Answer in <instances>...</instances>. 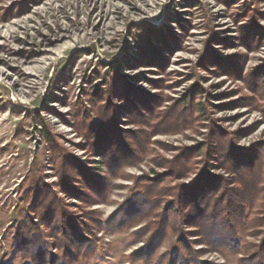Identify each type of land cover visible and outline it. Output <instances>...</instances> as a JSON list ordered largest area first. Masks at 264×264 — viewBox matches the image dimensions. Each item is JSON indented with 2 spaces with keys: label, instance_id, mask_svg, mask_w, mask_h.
Here are the masks:
<instances>
[{
  "label": "rangeland",
  "instance_id": "rangeland-1",
  "mask_svg": "<svg viewBox=\"0 0 264 264\" xmlns=\"http://www.w3.org/2000/svg\"><path fill=\"white\" fill-rule=\"evenodd\" d=\"M263 74L264 0H0V264H33L18 239L28 219L47 250L37 264H264ZM186 96L171 129L162 117ZM138 98L147 111L125 115L124 100ZM106 109L138 145L117 176L79 131ZM216 139L257 169L235 170L211 149ZM50 199L75 219L74 240L52 222L56 208L42 217ZM135 200L145 203L128 224L108 228ZM225 202L233 226L216 239L208 228Z\"/></svg>",
  "mask_w": 264,
  "mask_h": 264
},
{
  "label": "trees",
  "instance_id": "trees-1",
  "mask_svg": "<svg viewBox=\"0 0 264 264\" xmlns=\"http://www.w3.org/2000/svg\"><path fill=\"white\" fill-rule=\"evenodd\" d=\"M262 35V31H258L257 35L255 38L261 37ZM244 41L248 40V37H246V39H243ZM159 41L158 44H162V45H166L165 41ZM249 43L251 44V42L249 41ZM167 46V45H166ZM152 49V50H151ZM151 50V51H150ZM150 50L148 51L150 56H153L156 54V51L154 48H150ZM206 60L210 61V65H213V69H215L216 71H218L219 73H222L224 75H230V68L228 66V64H224V63H228L227 61H223L220 60L219 57H216V55L212 54L210 51L207 52L206 54ZM252 74H249L248 78L250 77V80ZM259 78V79H258ZM257 78L258 83H260L261 87L259 88V90H263L262 88L264 87V74L261 75L260 77ZM249 80V81H250ZM264 92V91H263ZM132 93H136V92H132ZM122 94V91H121ZM125 104L127 103V109L125 113V115H127V113H129L131 116H135V117H140L142 116L141 114L145 111H147L145 108L146 105H144L142 102L144 100H140V98L136 99V102H132L131 99H126L124 100ZM151 103V104H150ZM149 105H152L153 102H150ZM181 103H183V107L180 109L179 105H178V109L175 107L173 109H171V111L169 113H166L165 116H163L162 118L164 119V122H171V129H178L181 125V123L184 120V117H186L187 115V111H188V106H190L189 99L188 96H186V98L184 100L181 101ZM188 104V105H187ZM200 105L197 104V108ZM117 108V107H115ZM183 109V110H182ZM199 112H204V110L200 107L198 108ZM121 110V109H120ZM155 111H153L152 113H154ZM156 113V112H155ZM119 114V113H118ZM117 114V116H118ZM111 115L110 111H107V109L105 111H103L100 114V118L102 119L100 122H98L97 124H93L92 126H89L88 128H84V129H80V133L83 131V133H81L87 140L88 142V146L90 147V150L92 152H96V151H101L102 152V156L105 159L104 165L107 166L108 169H112V171L114 170V168L112 167H117V171L116 173H114L113 175L117 176V172L123 167V163L121 162L124 159H128V157H131V155L133 154V151L136 147H138V145L134 146V142L128 143L127 144V139L125 138V134L120 131L118 129V126L116 125L115 121H111L109 120V116ZM120 115V114H119ZM107 119V120H106ZM173 130V131H175ZM45 137L47 138L48 135L44 134ZM43 135V136H44ZM126 135H129V133ZM131 137L135 138V136L131 135ZM130 137V140H131ZM128 142H130L128 140ZM223 144V140L221 141ZM213 146L211 147V149L213 150V152L215 151L216 155H218L220 157V159H222L223 161H229L231 163V165L235 168V170H239L242 172H253L254 170L257 169V164L255 165L254 161H251V159L248 160V162H246V159H240L239 157H241V153L238 149H236L234 146H229L227 144H225V146L218 141V139L214 140L213 142ZM130 146V147H129ZM132 146L134 148H132ZM145 146H143V150L144 151ZM118 155H121L120 157H118ZM172 165L173 162L169 163V168L171 170L172 169ZM84 176L90 178V173L88 172V170L85 169L84 167ZM202 175V173H201ZM200 175V176H201ZM202 178H207L201 176ZM197 180V179H196ZM195 180V181H196ZM195 184H191L190 186H188L189 190L191 191L194 187ZM151 186V184H149L147 186V189H149ZM201 188H203V191L196 197L193 198V203L195 204H199L200 202H202L205 198H206V193L208 192V189L205 186H202ZM89 189V188H88ZM179 191V189H178ZM149 194H151V189H149ZM75 196H77L79 198V196H83L85 194H82L79 190H76V193L73 194ZM187 196L186 194V190L184 191V193L179 195V192L177 194V196H175L177 201V207H181L184 203H182V199H184ZM221 197V196H220ZM220 197H216V200L214 202H216ZM182 198V199H181ZM143 200V199H142ZM50 202L48 204L44 203L42 204V208H39L38 210L42 212V217H46L49 216V220L53 215V208L55 206V202L53 199L49 200ZM153 201V200H152ZM227 201V200H226ZM41 201H39L38 203L40 204ZM38 203H36L38 205ZM42 203V202H41ZM139 203H145V202H141V200H138V202L135 200L134 204L132 205V207H129L128 205H123L122 208L120 209V211L123 212V214L121 215V217H117L116 219H118V221L120 220V222H113L114 217L118 216V215H114L113 217L110 218L109 222L107 223L108 228L110 227H118V226H122L124 224H128L125 223L124 220L127 218H132L134 217L133 215L135 214V211L138 209V206L140 205ZM230 206H231V210L235 209V207H238L239 209V205L237 206L235 203H233L230 199ZM241 206H245V204H241ZM227 204L225 202L224 207L222 206L221 209V214H223L222 220L220 221V223L217 222H211V225L209 226L208 230V235L210 237L213 236V238H224L223 234L226 232H229V226L231 225L229 224V222L231 221L230 219L232 218V212L231 210L228 211V209H226ZM246 207V206H245ZM230 208V207H229ZM58 208H56L55 210V217H53L52 222L56 221L57 223L62 222L65 225V228L62 232V236L64 238H72L74 240V237H76V232H78L76 230V224H75V219L72 217H68L67 215H63V214H59L57 213ZM191 212H193V208H190ZM211 210H214L213 208H211ZM215 211V210H214ZM190 212V213H191ZM196 216L199 217L198 219H203V214L201 210H196ZM118 214V213H117ZM188 215V214H187ZM194 215H192V219H195V217H193ZM220 220V218H217ZM243 220V219H242ZM115 223V224H113ZM106 224V223H105ZM130 224V223H129ZM116 225V226H115ZM233 225H231L232 227ZM21 227V228H20ZM29 228V229H26ZM237 228V226H236ZM20 229V230H19ZM23 229H26L25 231H23ZM19 230V237L18 239H20V244L23 246H32L33 250H35L36 252L33 254H31V260L33 264H37L38 260H42L43 257L41 255V251L42 252H46L47 250L44 248V244L40 241H37V238L32 237V235H28V231L32 230L31 232L36 234L37 232V227H35V224L32 222V220H27L26 222H23L21 224V226H19L18 228ZM17 230V231H18ZM35 231V232H33ZM76 235V236H75ZM234 235V234H233ZM223 236V237H221ZM59 239V238H56ZM82 239L76 240V241H81ZM87 241V240H86ZM231 242V248L232 249H237L234 248V240H230ZM261 250V249H260ZM264 250V248L262 249ZM38 254V255H37ZM37 255V256H36ZM259 257V256H258ZM35 259L37 261H35Z\"/></svg>",
  "mask_w": 264,
  "mask_h": 264
}]
</instances>
